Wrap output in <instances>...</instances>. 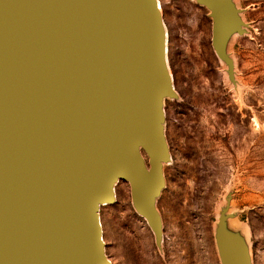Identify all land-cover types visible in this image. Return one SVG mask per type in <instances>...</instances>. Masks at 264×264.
Wrapping results in <instances>:
<instances>
[{"label":"water","instance_id":"water-1","mask_svg":"<svg viewBox=\"0 0 264 264\" xmlns=\"http://www.w3.org/2000/svg\"><path fill=\"white\" fill-rule=\"evenodd\" d=\"M199 1L220 29L222 3ZM153 3L0 0V264L107 263L98 206L119 178L157 226L162 170L138 152L164 155Z\"/></svg>","mask_w":264,"mask_h":264},{"label":"rangeland","instance_id":"rangeland-1","mask_svg":"<svg viewBox=\"0 0 264 264\" xmlns=\"http://www.w3.org/2000/svg\"><path fill=\"white\" fill-rule=\"evenodd\" d=\"M219 1L217 29L199 0H157L164 155L138 152L162 170L158 224L117 179L98 206L105 264H264V0Z\"/></svg>","mask_w":264,"mask_h":264},{"label":"bare ground","instance_id":"bare-ground-1","mask_svg":"<svg viewBox=\"0 0 264 264\" xmlns=\"http://www.w3.org/2000/svg\"><path fill=\"white\" fill-rule=\"evenodd\" d=\"M154 9H155V11H156V13L158 14V16H159V21H160V23H161V19H160V6H159V4H158V2H157V0H154ZM160 66H161V63H160ZM161 71H162V66H161ZM160 131H161V129H160ZM117 180V179H116ZM116 180H114L113 181V183L111 184V191H113V185H114V182L116 181ZM118 181V180H117ZM104 203H107V202H100L99 204H104Z\"/></svg>","mask_w":264,"mask_h":264}]
</instances>
